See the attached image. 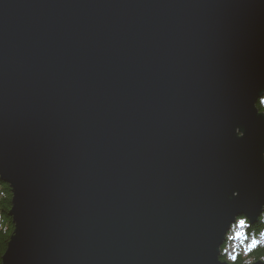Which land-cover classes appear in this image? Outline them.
Masks as SVG:
<instances>
[{"label": "water", "instance_id": "water-1", "mask_svg": "<svg viewBox=\"0 0 264 264\" xmlns=\"http://www.w3.org/2000/svg\"><path fill=\"white\" fill-rule=\"evenodd\" d=\"M263 95L264 0H0L1 264H229Z\"/></svg>", "mask_w": 264, "mask_h": 264}, {"label": "trees", "instance_id": "trees-1", "mask_svg": "<svg viewBox=\"0 0 264 264\" xmlns=\"http://www.w3.org/2000/svg\"><path fill=\"white\" fill-rule=\"evenodd\" d=\"M256 107L259 112L264 113V95L257 101ZM11 197L10 187L0 180V264L1 256L14 228L8 214L11 208ZM240 221H244V223L239 225ZM253 239L257 241V246L249 250ZM233 256L236 257L235 260L232 259ZM220 257L222 261L229 264H250L257 260L264 261V210L254 224H249L244 218L237 220L220 247Z\"/></svg>", "mask_w": 264, "mask_h": 264}, {"label": "snow or ice", "instance_id": "snow-or-ice-1", "mask_svg": "<svg viewBox=\"0 0 264 264\" xmlns=\"http://www.w3.org/2000/svg\"><path fill=\"white\" fill-rule=\"evenodd\" d=\"M240 223H244V221H240ZM237 235H239V234H237ZM256 246H257V241H256L255 239H253V240L251 241V244L249 245V250L253 249V248L256 247ZM232 259L235 260L236 257L233 256Z\"/></svg>", "mask_w": 264, "mask_h": 264}, {"label": "bare ground", "instance_id": "bare-ground-1", "mask_svg": "<svg viewBox=\"0 0 264 264\" xmlns=\"http://www.w3.org/2000/svg\"><path fill=\"white\" fill-rule=\"evenodd\" d=\"M240 218H243V217H240ZM240 218H237V220L240 219ZM244 219H245V218H244ZM237 220H236V222H237ZM245 220H246V219H245ZM246 221H247V220H246ZM247 222H248V221H247ZM248 223H249V222H248ZM233 225H235V224H233ZM233 225H232V226H233ZM232 226H231V228H232ZM231 228H230V230H231ZM230 230H229V231H230ZM229 231H228V232H229ZM228 232H227V234H228ZM226 236H227V235H226ZM225 239H226V237H225ZM224 241H225V240H224Z\"/></svg>", "mask_w": 264, "mask_h": 264}, {"label": "rangeland", "instance_id": "rangeland-1", "mask_svg": "<svg viewBox=\"0 0 264 264\" xmlns=\"http://www.w3.org/2000/svg\"><path fill=\"white\" fill-rule=\"evenodd\" d=\"M261 215V214H260ZM259 218V217H258ZM239 225H241V223L239 224ZM254 262V261H253Z\"/></svg>", "mask_w": 264, "mask_h": 264}]
</instances>
